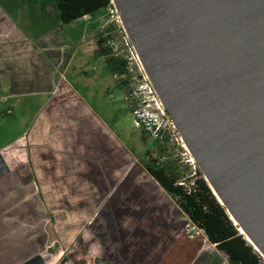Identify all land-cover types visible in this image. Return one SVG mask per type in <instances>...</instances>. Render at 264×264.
Wrapping results in <instances>:
<instances>
[{"label": "crops", "instance_id": "crops-1", "mask_svg": "<svg viewBox=\"0 0 264 264\" xmlns=\"http://www.w3.org/2000/svg\"><path fill=\"white\" fill-rule=\"evenodd\" d=\"M63 26L54 0H0V264H232L163 189L106 199L127 145L66 78Z\"/></svg>", "mask_w": 264, "mask_h": 264}, {"label": "water", "instance_id": "water-1", "mask_svg": "<svg viewBox=\"0 0 264 264\" xmlns=\"http://www.w3.org/2000/svg\"><path fill=\"white\" fill-rule=\"evenodd\" d=\"M115 1L214 195L232 219L206 173L264 248V0Z\"/></svg>", "mask_w": 264, "mask_h": 264}, {"label": "rangeland", "instance_id": "rangeland-1", "mask_svg": "<svg viewBox=\"0 0 264 264\" xmlns=\"http://www.w3.org/2000/svg\"><path fill=\"white\" fill-rule=\"evenodd\" d=\"M60 33L63 43L74 54L66 78L77 87L79 96L86 101L96 117L127 145V149H123L122 145L111 144V160L113 154L117 152V157L110 161L111 165L121 167L125 173L119 175L117 181H113L114 177L111 174L112 181L106 199L108 196L109 199L114 196L119 198L125 187L128 189L127 198L134 195L133 191L137 186L145 189L142 192L144 198L149 195L150 190L154 196L156 193H162V188L144 167L146 161L144 151L149 145L152 147L151 143L156 139H160L154 133L159 127L164 131V137L159 143L165 148V159L173 157L186 166L191 162L198 166L191 153L181 143L182 136L178 131L169 132L168 125L173 118L157 95L124 28L121 14L114 6L83 20L66 24ZM102 46H105L108 52L103 51ZM71 52L67 53L71 55ZM106 59L126 61L125 73L114 77ZM125 80L128 82L126 85L123 84ZM142 120L148 125L144 122V126ZM135 122L139 123L138 126ZM155 126L157 128H154ZM118 153L121 154L120 158ZM156 155L157 153H153V157ZM166 197L170 202L173 201L170 196ZM104 208L106 209V206L99 209L100 213L105 210ZM178 218L180 221L184 219V222H188L184 232L191 236V239L204 237L193 229L192 223L182 212ZM202 241L208 242L206 238H202ZM54 242L51 240L50 244L54 245Z\"/></svg>", "mask_w": 264, "mask_h": 264}, {"label": "trees", "instance_id": "trees-1", "mask_svg": "<svg viewBox=\"0 0 264 264\" xmlns=\"http://www.w3.org/2000/svg\"><path fill=\"white\" fill-rule=\"evenodd\" d=\"M54 1L64 25L114 6L112 0ZM101 48L108 52L105 46ZM106 62L111 66L113 75L122 76L125 73L126 61L106 59ZM127 83L123 81V84ZM159 134L160 139H156L151 143L152 147L149 145L144 151V167L150 176L232 264H264V258L238 230L199 167L192 162L186 166L173 157L165 159V148L159 143L164 137V131L160 130ZM153 153H157L156 157H153Z\"/></svg>", "mask_w": 264, "mask_h": 264}, {"label": "bare ground", "instance_id": "bare-ground-1", "mask_svg": "<svg viewBox=\"0 0 264 264\" xmlns=\"http://www.w3.org/2000/svg\"><path fill=\"white\" fill-rule=\"evenodd\" d=\"M114 3H116V1L114 0ZM118 7V12L120 13V8H119V5H117ZM121 18H122V21L124 23V26L125 28L127 29L128 33L130 34V31H129V28H128V25L124 19V16L123 14H121ZM122 24V23H121ZM135 48L137 49V55L142 63V66L143 68L145 69L146 73L149 75L148 71H147V67H146V64L144 62V60L142 59V56L140 54V51L138 49V47L136 46L135 44ZM163 100V98H162ZM163 104L166 106V102L163 100ZM175 125H177V123H175ZM178 126V125H177ZM182 144H184V146L186 148H188L193 155H194V151L192 150V148L190 147L189 143L187 142L186 138L184 137V134H182V139L180 140ZM191 155V154H190ZM195 156V159L197 160V157L196 155ZM192 157V156H191ZM195 161V160H194ZM203 167V166H202ZM204 168V167H203ZM212 187L214 188L215 190V194L220 198V200L222 201V203H224L225 205H227L228 207V210L230 211L231 213V217L232 219L235 221V224L239 226V230L245 235V237L247 238V240L254 246V248L260 253V255L264 258V248L258 243V241L256 240V238L253 236V234L248 230V228L244 225V224H240V219L239 217L237 216V214L234 212V210L232 209V207L228 204V202L224 199V197L221 195V193L219 192V190L217 189V187L215 186L214 182L212 181V179L209 177V175L206 173Z\"/></svg>", "mask_w": 264, "mask_h": 264}, {"label": "built area", "instance_id": "built-area-1", "mask_svg": "<svg viewBox=\"0 0 264 264\" xmlns=\"http://www.w3.org/2000/svg\"><path fill=\"white\" fill-rule=\"evenodd\" d=\"M115 7V6H114ZM136 51V50H135ZM2 102H4V103H7L8 102V99L7 98H4L3 100H2ZM9 113H11L12 111H8ZM142 123H143V125H144V122L145 121H141ZM135 124L138 126V122H135ZM145 124L146 125H148V123H146L145 122ZM145 126V125H144ZM169 127V131H178L177 130V128H176V126H175V124H174V121L172 120V122H171V124L170 125H168ZM154 128H157L156 126L154 127ZM173 129V130H172ZM161 129H160V127L159 128H157V129H155L154 131V133H155V135H156V137H160V134H159V131H160ZM179 133V132H178ZM181 136V135H180ZM182 139V137H180V140ZM187 151H188V149H186ZM189 152V151H188ZM190 153V152H189ZM192 156V155H191ZM193 158V157H192ZM193 160H194V158H193ZM234 224H235V222H234ZM193 225V229H196L197 231H198V234L200 235V234H202L201 232H200V230L194 225V224H192ZM236 225V224H235ZM237 227H238V230H239V226L238 225H236ZM240 232V231H239ZM203 235V234H202ZM191 237V236H190Z\"/></svg>", "mask_w": 264, "mask_h": 264}]
</instances>
